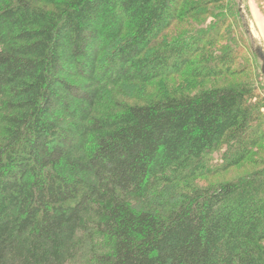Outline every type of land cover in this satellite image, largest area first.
I'll return each instance as SVG.
<instances>
[{
    "label": "trees",
    "instance_id": "trees-1",
    "mask_svg": "<svg viewBox=\"0 0 264 264\" xmlns=\"http://www.w3.org/2000/svg\"><path fill=\"white\" fill-rule=\"evenodd\" d=\"M233 18L250 49L238 0H0V264H264V160L204 182L264 142L256 80L204 86Z\"/></svg>",
    "mask_w": 264,
    "mask_h": 264
},
{
    "label": "rangeland",
    "instance_id": "rangeland-1",
    "mask_svg": "<svg viewBox=\"0 0 264 264\" xmlns=\"http://www.w3.org/2000/svg\"><path fill=\"white\" fill-rule=\"evenodd\" d=\"M241 4L244 17L248 21L255 43L264 46V0H241ZM229 23L231 24V32H233V46L236 45V42L240 49V54H238L236 62L237 67L243 70L239 74H235L226 79L219 78L217 80L206 81L204 86L228 84L230 82L251 79L252 81L256 80L263 87L260 91L264 93V76L260 72L261 63L256 55L251 52V48L249 49V43L246 42L243 34L242 36L238 34L239 26H237L236 19L233 18ZM217 159V154L211 155V160L216 161ZM261 160H264V142L260 148L254 150L248 161L238 167L230 168L225 172L207 178L204 182L211 183L235 179L240 175L258 168L260 165L259 161Z\"/></svg>",
    "mask_w": 264,
    "mask_h": 264
},
{
    "label": "water",
    "instance_id": "water-1",
    "mask_svg": "<svg viewBox=\"0 0 264 264\" xmlns=\"http://www.w3.org/2000/svg\"><path fill=\"white\" fill-rule=\"evenodd\" d=\"M238 10H239L240 16L244 19L245 30H246L247 34H249V36L251 38V49L254 52V54L256 55V57L259 59L260 63H261L260 72L264 76V50H263L262 46L260 44H258V43H255V41L253 39L252 31L249 28L248 21L244 17V14H243V11H242L241 0H238Z\"/></svg>",
    "mask_w": 264,
    "mask_h": 264
},
{
    "label": "crops",
    "instance_id": "crops-1",
    "mask_svg": "<svg viewBox=\"0 0 264 264\" xmlns=\"http://www.w3.org/2000/svg\"><path fill=\"white\" fill-rule=\"evenodd\" d=\"M263 47V50H264V46H262Z\"/></svg>",
    "mask_w": 264,
    "mask_h": 264
}]
</instances>
